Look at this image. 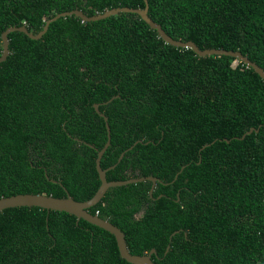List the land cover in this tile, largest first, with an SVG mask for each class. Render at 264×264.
<instances>
[{
  "label": "trees",
  "instance_id": "obj_1",
  "mask_svg": "<svg viewBox=\"0 0 264 264\" xmlns=\"http://www.w3.org/2000/svg\"><path fill=\"white\" fill-rule=\"evenodd\" d=\"M147 2L172 38L238 50L264 69V0ZM144 5L0 0V55L7 27L37 33L59 12ZM8 40L0 63V196L64 197L65 187L77 201L92 197L97 149L107 139L99 103L111 135L101 167L124 152L107 180L152 175L165 183L156 182L152 196L151 181L110 187L88 208L124 232L132 254L154 248L156 264H264V79L252 67L166 43L131 12L95 21L65 16L39 39L13 31ZM250 127L259 130L236 138ZM0 264L131 263L105 229L65 211L20 206L0 211Z\"/></svg>",
  "mask_w": 264,
  "mask_h": 264
},
{
  "label": "water",
  "instance_id": "obj_2",
  "mask_svg": "<svg viewBox=\"0 0 264 264\" xmlns=\"http://www.w3.org/2000/svg\"><path fill=\"white\" fill-rule=\"evenodd\" d=\"M145 5L143 8L140 7H127V6H122V7H113L110 9H106L103 12L96 13L94 15L88 16L85 13H83L80 9H72L68 11H63L59 12L52 17L48 18L42 29L38 31L37 33H33L29 31L25 26H10L7 27L2 33H1V40H2V52L0 55V63L5 61L7 56L9 55V40H8V34L13 31H21L25 33L28 37L32 39H39L42 37L43 34L47 31L49 24L61 17L65 16H71L74 15L76 17H79L82 19V21H95V20H100L104 19L107 17H110L112 15H116L119 13H124V12H131V13H136L138 14L141 19H143L150 28L155 29L158 33V35L166 42L169 43L175 47H183V48H192L193 51L199 55V56H208V55H226V56H231L235 58V61H241L247 66H250L253 68V70L262 78L264 79V69L260 67L257 63L254 61L250 60L246 55H243L240 51L238 50H228V49H223V48H204L200 49L195 42L188 40V41H181L178 39L172 38L170 35H168L165 30L162 28V26L155 22L149 15H148V2L147 0H144ZM117 96V95H116ZM116 96L111 97L107 101H104V103L110 102L112 99H114ZM96 112L103 117L105 121V127L107 131V139L104 145L100 148L97 149V156L95 159V167L100 179V185L96 192L90 197L89 199H86L84 201H77L71 197V195L68 193L65 187L64 190L66 192V195L64 197H55L52 195H48L45 193H17V194H12L8 196H0V211L6 209V208H11V207H20V206H35V207H40L46 209L48 212L50 210H56V211H65L67 213L73 214L77 217V219H84L85 221L96 225L102 229H105L106 231L110 232L112 235H114L116 244L119 250L120 256L125 259L126 261L130 262L131 264H156L152 260V254L156 253V250L152 248L149 252L144 253V254H132L126 244V239L124 232L121 231V229L111 223L109 220L104 219L100 217L98 214H92L91 212L88 211V208L97 204L105 192L110 188V187H115V186H122L126 185L129 183H136V182H144V181H151V187L149 190L150 196H152V191L154 189V186L156 182H160L165 184L162 180L159 178L148 175V176H138V177H131L126 180H107L106 178V171L108 169L113 168L123 157L124 152H122L116 163L111 165L110 167L103 169L100 165V160L107 149V147L110 145V127L108 124V118L107 116L102 113L99 110V103H94L93 104ZM259 128L255 127H250L246 132H244L240 137H236L238 139H243L247 134H250L252 132H258ZM76 140L80 141L79 138H75ZM225 141H229L228 139H225ZM138 142V141H136ZM135 142V143H136ZM88 146L95 148L92 144L85 142ZM134 143V144H135ZM133 144V145H134ZM209 144H205L202 148H204ZM131 145L128 149H131L133 147ZM201 148V149H202ZM96 149V148H95ZM184 168V165L180 168V170L175 174L174 179L175 180L181 172V170ZM45 176L49 178L48 174L45 172ZM53 182H56L55 180L50 179ZM169 249V245L166 247V251Z\"/></svg>",
  "mask_w": 264,
  "mask_h": 264
}]
</instances>
